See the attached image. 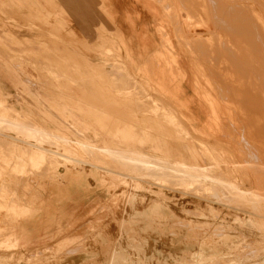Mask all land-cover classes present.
<instances>
[{"label":"rangeland","instance_id":"rangeland-1","mask_svg":"<svg viewBox=\"0 0 264 264\" xmlns=\"http://www.w3.org/2000/svg\"><path fill=\"white\" fill-rule=\"evenodd\" d=\"M140 2L156 10L160 55L146 63L144 78L140 79H133L115 64L107 65L125 76L110 80L124 86L126 92L124 118L115 119L116 125H125V133L118 132L117 143L99 144L111 147L105 153L110 157L102 159L112 166H105L108 171L98 169L103 175L98 181L90 175L92 167L87 164V160L97 158L85 160L71 153L62 158L61 142L32 120L18 116L14 107H35L29 97L18 102L9 96L13 107L6 102V96L0 95L1 233L8 227L12 229L22 216L37 214L36 210L19 206L22 195L24 201L36 202V207L45 206L44 214L20 238V246L0 251L2 261L121 264L110 262L111 252L117 250L118 257L124 254L134 264H208L202 262L208 260V253L200 251L202 244L211 241V248L218 251L220 245L234 240L239 245L235 252L218 255L216 262L209 264L264 263V0ZM16 29L22 40L23 31ZM4 30L0 28V34ZM223 49L237 57L227 55ZM0 51L5 52V58L14 60L5 48L0 47ZM190 67L198 85H184L180 93L176 92L177 82L185 81ZM25 71L39 74L31 67ZM142 79L153 86H142ZM35 81L30 79L31 83ZM31 83L28 86L35 92ZM4 85L14 95L13 86L9 82ZM207 97L212 101L207 102ZM164 139H178L180 145L189 147L181 153L193 155L199 166L177 167L169 162L171 158L163 156L169 152L139 149L161 146L158 140ZM140 140L149 141L146 144ZM78 147L87 156L93 152L84 144ZM69 165L86 168L83 172L89 189V202L78 208V219L73 223L69 218L65 220L69 208L64 206L76 201L80 207L81 200L74 197H80L81 192L63 190L51 195L41 185V181L49 179L53 184L58 179L68 181L59 171L72 173ZM105 179L107 182L101 184ZM28 183L31 187L26 190ZM137 196L138 202L131 208L128 199ZM12 198L11 206H6V200ZM159 200L165 217H136L134 231L122 228V222L133 217L134 209L143 211ZM46 237L50 239L44 247L52 249L64 238L75 241L53 254L52 250L43 252L35 247L37 240ZM37 252L40 254L33 258Z\"/></svg>","mask_w":264,"mask_h":264},{"label":"crops","instance_id":"crops-1","mask_svg":"<svg viewBox=\"0 0 264 264\" xmlns=\"http://www.w3.org/2000/svg\"><path fill=\"white\" fill-rule=\"evenodd\" d=\"M140 1L146 0H0V28L5 29L3 34H0V47L5 48L14 59L5 58V52L0 51V95L6 96L8 103L9 96L16 97L18 102L29 97L35 106L32 109L19 110L9 104L14 107L18 116L32 120L51 133L55 141L63 144L60 146L62 158L68 157V153L84 159L97 158L95 161L87 160V164L92 167L90 175L97 181V178L103 176L98 169L108 171L109 168L105 166H112L102 159L110 157L105 153L111 147L99 144L117 143L120 141L117 138L119 133H125V125H116L115 119L124 118L126 92L124 86H116L110 81L114 78L124 79L125 76L121 77L111 71L107 67L108 63L127 71L133 79H140L143 77L142 70L147 68L146 63L153 62L160 55L161 42L155 24L156 10L146 7V4ZM16 28L23 31L22 40L18 37ZM229 30L233 32L232 27ZM10 45L24 49L13 50ZM29 45L31 48L25 47ZM111 52L113 54H110ZM223 52L232 55L231 50L223 49ZM178 61L181 66L182 57ZM28 67L39 74L36 76L28 73L25 71ZM32 77L36 79L33 83L30 82ZM141 81L144 87L153 86L148 82L145 84L144 79ZM4 82L13 86L14 95L5 90ZM29 83L34 84L35 92L31 91ZM176 85L178 93L184 89V85L196 87L198 81L194 70L190 67L185 81L180 80ZM39 99L43 105L39 104ZM206 99L207 102L212 101L209 97ZM194 101L196 104V100ZM129 133L131 132L127 131V134ZM91 135L94 138H90ZM140 141L148 144L149 140ZM158 142L162 145H145L139 149L169 152L163 156L171 158L169 162L177 167L190 169L199 166V163L193 160V155L182 154L189 147L180 145L178 139H164ZM79 144L92 148L93 152L87 156L84 150H80ZM148 157L155 160L158 158L153 155ZM67 167L72 173H67L65 169L59 172L64 174L68 181L58 179L53 184L49 179L41 181V185L43 189H48L51 195L63 190L81 192L80 197H74L81 200L78 203L80 207L76 201L64 206L69 208L65 220L69 218V223H73L78 219V208L85 207L89 202L86 198L89 189L83 172L86 168L71 165ZM105 182L106 179L101 184ZM27 185L26 190L30 189L31 183ZM22 196L19 206L36 210L37 214L22 217L16 221V225L11 226L12 229L8 227L6 231H0V251L18 248L20 238L44 214L45 206L36 207V202H26L25 195ZM13 201V198L7 199L6 206H11ZM136 202L138 196L134 200L128 199L131 208H135ZM48 204L50 205V201ZM134 211L130 220L122 222V228L127 232L134 231L133 223L136 217L161 219L166 216L161 200L153 202L143 211ZM92 229L95 227L92 226ZM49 239L46 237L37 240L35 247L41 248L43 252L52 250L53 254H59L71 247L75 241V238H64L52 249L50 246L44 247ZM205 243L201 245L200 251L208 253V260H202L208 264L216 262L218 255L226 256L239 248L234 240L220 245L218 251L211 248L213 242ZM117 253V250L111 252L110 262L113 260L121 264H134L130 263L133 260L124 254L118 257ZM38 254L40 253H35L33 258H37ZM8 261L0 259L1 264H8Z\"/></svg>","mask_w":264,"mask_h":264},{"label":"bare ground","instance_id":"bare-ground-1","mask_svg":"<svg viewBox=\"0 0 264 264\" xmlns=\"http://www.w3.org/2000/svg\"><path fill=\"white\" fill-rule=\"evenodd\" d=\"M238 3H239V2H238ZM3 86H4V85H3ZM41 158H42V157H41ZM41 158H40V159H41ZM43 159H44V158H43ZM69 159H70V158H69ZM74 161H75V160H74ZM162 161H164V160H162ZM34 162H35V160L33 161V164H34ZM31 164H32V162H31ZM36 164H37V163H36ZM39 164H40V163H39ZM42 164H43V162H42ZM164 164H166L167 166H168V165H171L170 163H167V162H165ZM37 165H38V164H37ZM37 165H35V166H37ZM38 166H39V165H38ZM38 166H37V167H38ZM25 213H27V212L25 211ZM22 217H26V215H24V216H22Z\"/></svg>","mask_w":264,"mask_h":264}]
</instances>
